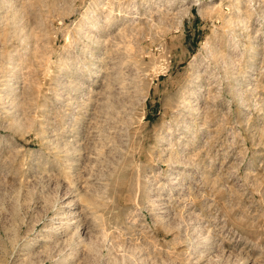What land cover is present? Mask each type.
I'll return each instance as SVG.
<instances>
[{
	"label": "rangeland",
	"instance_id": "rangeland-1",
	"mask_svg": "<svg viewBox=\"0 0 264 264\" xmlns=\"http://www.w3.org/2000/svg\"><path fill=\"white\" fill-rule=\"evenodd\" d=\"M0 264H264V0H0Z\"/></svg>",
	"mask_w": 264,
	"mask_h": 264
}]
</instances>
